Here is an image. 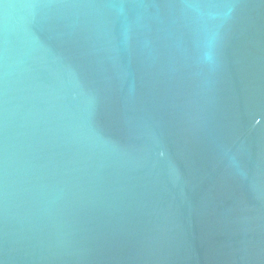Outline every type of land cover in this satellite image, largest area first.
<instances>
[{
	"label": "water",
	"instance_id": "water-1",
	"mask_svg": "<svg viewBox=\"0 0 264 264\" xmlns=\"http://www.w3.org/2000/svg\"><path fill=\"white\" fill-rule=\"evenodd\" d=\"M0 264H264V0H0Z\"/></svg>",
	"mask_w": 264,
	"mask_h": 264
}]
</instances>
